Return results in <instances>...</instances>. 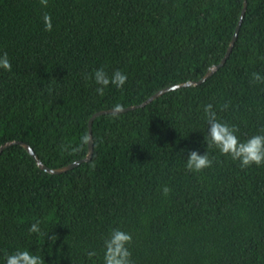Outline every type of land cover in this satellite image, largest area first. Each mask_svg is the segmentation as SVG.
I'll list each match as a JSON object with an SVG mask.
<instances>
[{"label":"trees","instance_id":"obj_1","mask_svg":"<svg viewBox=\"0 0 264 264\" xmlns=\"http://www.w3.org/2000/svg\"><path fill=\"white\" fill-rule=\"evenodd\" d=\"M242 7L243 0H48L47 7L0 0V55L12 64L10 72L0 68V144L24 141L48 167L84 157L81 137L94 112L201 78L224 55ZM100 68L109 77L120 70L126 83L98 95ZM254 72L264 76V0H246L229 56L202 83L97 116L89 161L54 174L20 144L3 149L0 264L24 250L44 264H104L113 229L131 234L134 264H264V165L241 169L208 147L204 112L211 104L241 142L264 134V83L252 82ZM190 151L206 152L212 166L188 171ZM37 221L40 233L30 234Z\"/></svg>","mask_w":264,"mask_h":264},{"label":"clouds","instance_id":"obj_2","mask_svg":"<svg viewBox=\"0 0 264 264\" xmlns=\"http://www.w3.org/2000/svg\"><path fill=\"white\" fill-rule=\"evenodd\" d=\"M42 7H47L48 0H39ZM44 30L51 31L52 23L51 16L47 13L43 16ZM0 68L11 71L12 64L8 59L7 53L0 55ZM94 81L100 87L95 91L98 95H104V89L110 83L115 85L116 88H121L127 81V75L120 70H116L111 77L107 75L103 68L97 69L94 74ZM88 79L89 77H85ZM253 83H264V76L258 72L252 73ZM227 109L228 104L223 105ZM122 106L117 104L114 106V111H121ZM209 125L207 130V143L208 147L213 145L219 150L222 155H228L233 161H239L241 169L248 168L253 164L256 166L264 165V134H257L251 136L247 141L241 142L236 135L238 129L235 126H229L217 120L215 111L212 110V105L208 104L204 108ZM264 133V128L261 129ZM90 138L85 134L81 137V146L88 143ZM67 146H62L61 150L64 151ZM78 151L79 148L72 149ZM213 164V159H210L205 152L203 155L198 154L196 151H190L186 160V169L188 171L200 172L205 168H210ZM171 189L164 186L162 194L167 196ZM39 221L33 223L28 229L29 233H40ZM50 240L55 241L56 237L53 235L49 237ZM132 236L119 229H113L109 237L104 240V264H134L130 259L131 252L128 245L131 244ZM94 251L87 252L89 258L95 256ZM6 264H44L41 256L33 255L29 251H17L12 255L6 257Z\"/></svg>","mask_w":264,"mask_h":264},{"label":"water","instance_id":"obj_3","mask_svg":"<svg viewBox=\"0 0 264 264\" xmlns=\"http://www.w3.org/2000/svg\"><path fill=\"white\" fill-rule=\"evenodd\" d=\"M245 8H246V0H243V7L242 10L240 12L238 21L236 23L234 32L232 34V37L229 41V44L225 50L224 55L222 56V58L220 59V61L216 64H212L211 66L208 67L207 71L204 73V75L197 79V80H187L185 82H180V83H176V84H172L166 87H163L159 90H157L156 92H154L153 94H151L149 97H147L144 101H142L139 104H135V105H130V106H126V107H122L121 111H114V108L112 109H102V110H98L96 112H94L90 118L88 119V137L90 138L89 142L87 143V151L84 157L77 159L75 161H72L66 165H62L60 167H48L45 164L42 163V161L40 160V158L38 157V155L34 152V150L30 147V145L24 141H20V140H9V141H5L2 144H0V153L3 149H5L6 147L13 145V144H20L30 155L31 157L34 159L35 163L37 164V166L44 170L47 171L49 173H62L65 172L67 170H70L76 166H78L80 163L82 162H86L89 161L92 157V153H93V139H92V134H91V126H92V122L93 120L101 115V114H107V113H119V112H124L127 110H131L137 107H142L146 104H148L149 102H151L152 100H154L155 98H157L158 96L162 95L165 92H168L170 90L179 88V87H184V86H195L198 85L200 83H202L206 78H208L210 75H212L220 66H222L224 64V62L226 61L227 57L229 56L232 47L234 45V42L237 38V34L239 31V27L245 12Z\"/></svg>","mask_w":264,"mask_h":264}]
</instances>
